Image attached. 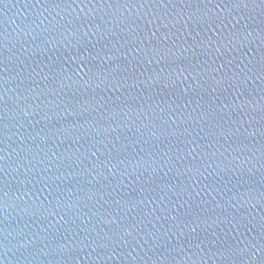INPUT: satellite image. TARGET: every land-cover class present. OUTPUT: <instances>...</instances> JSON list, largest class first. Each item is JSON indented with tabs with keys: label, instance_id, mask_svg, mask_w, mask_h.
<instances>
[{
	"label": "water",
	"instance_id": "water-1",
	"mask_svg": "<svg viewBox=\"0 0 264 264\" xmlns=\"http://www.w3.org/2000/svg\"><path fill=\"white\" fill-rule=\"evenodd\" d=\"M0 264H264V0H0Z\"/></svg>",
	"mask_w": 264,
	"mask_h": 264
}]
</instances>
